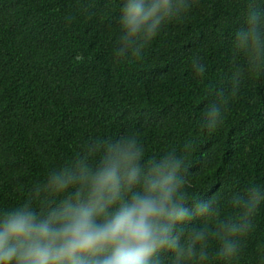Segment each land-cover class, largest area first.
<instances>
[{
  "label": "trees",
  "instance_id": "trees-1",
  "mask_svg": "<svg viewBox=\"0 0 264 264\" xmlns=\"http://www.w3.org/2000/svg\"><path fill=\"white\" fill-rule=\"evenodd\" d=\"M121 4L0 0V208L22 205L86 142L130 133L148 155L186 154L197 198L264 188V72L246 75L232 95L234 65L243 64L232 40L245 24L244 0H197L142 59L117 62ZM195 56L207 66L203 76L192 68ZM221 89L225 122L209 131L204 110ZM255 225L235 264H262L264 206Z\"/></svg>",
  "mask_w": 264,
  "mask_h": 264
},
{
  "label": "clouds",
  "instance_id": "clouds-1",
  "mask_svg": "<svg viewBox=\"0 0 264 264\" xmlns=\"http://www.w3.org/2000/svg\"><path fill=\"white\" fill-rule=\"evenodd\" d=\"M244 2L245 24L232 40L243 59L231 74L233 96L246 75L264 72V9L258 0ZM196 3L122 0L116 61L142 59L167 24ZM192 68L197 76L207 71L200 56ZM216 97L204 110L209 131L224 125L229 103L222 89ZM190 175L186 154L148 155L135 133L92 139L50 168L22 205L0 208V264H235L255 231L264 188L252 183L243 193L197 198Z\"/></svg>",
  "mask_w": 264,
  "mask_h": 264
}]
</instances>
